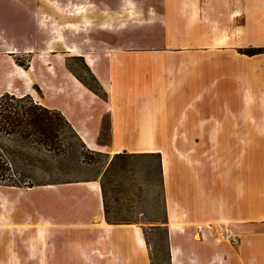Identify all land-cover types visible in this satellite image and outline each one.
Wrapping results in <instances>:
<instances>
[{
    "label": "rangeland",
    "instance_id": "rangeland-1",
    "mask_svg": "<svg viewBox=\"0 0 264 264\" xmlns=\"http://www.w3.org/2000/svg\"><path fill=\"white\" fill-rule=\"evenodd\" d=\"M248 1L0 0V94L22 97L33 89L34 103L58 100L68 110L78 103L88 119H102L99 146H86L74 129L60 125L50 149L35 135L10 132L0 113V264H173L172 245L174 264H212L210 252L230 247L224 236L234 233L236 219L264 218V87L239 80L231 92L229 77L231 57L240 63L243 53H264V47H233L245 42ZM247 36L264 42V29L250 25ZM115 49L121 57L164 62L143 107L164 108L182 86L190 94L179 105L196 109L203 99L207 105L215 99L216 110L157 112L159 136L167 139L173 129L186 142L108 150L107 110L118 100L109 101L111 82L101 81ZM69 79L91 99L67 94ZM232 95L243 114L231 112ZM199 119L205 125L200 134ZM150 147L169 158L167 175L161 154L147 152ZM92 184L103 196L101 215L92 214ZM168 215L176 217L175 229L166 225ZM101 219L114 227V239H96ZM81 230L88 232L78 239Z\"/></svg>",
    "mask_w": 264,
    "mask_h": 264
},
{
    "label": "crops",
    "instance_id": "crops-1",
    "mask_svg": "<svg viewBox=\"0 0 264 264\" xmlns=\"http://www.w3.org/2000/svg\"><path fill=\"white\" fill-rule=\"evenodd\" d=\"M250 6L247 3V11L244 18V29L246 32L245 42L242 44L233 45L234 48H248L252 46V49L255 47H264V42H258L254 40L248 39V32L250 25L253 28L261 27L264 29V0H252L248 1ZM257 7V8H254ZM257 9V10H256ZM260 11L262 13H260ZM236 14L235 16H237ZM235 27L237 28L238 19H235ZM234 28V24L231 25V29ZM116 56L114 59L108 61V73L105 78H103V85L111 82V87L113 93L110 94L109 101L118 100L117 105L108 109L107 112L111 118V132H110V142L108 146H105L108 150H112L116 145H129V144H149V145H157L158 143H181L186 142V139H183V133L179 132L178 134H174V130L172 129L170 136H165L167 139H162V136L158 134V124L156 123L158 119L157 112H184L189 113L194 110H198L199 112L205 113L206 111H215L216 110V100L213 99L212 103L208 105L205 103V99L201 104H197V108L193 109V105L187 102L186 104H180V99L182 100L185 95H189V90H183L182 86L179 90L173 91V93L166 97V105L164 108H147L142 106L143 97L149 96V94L159 85V81L157 76L159 75V69H161L159 65L164 62L160 60L159 57H141L139 55H129L121 57L119 54V50L115 49ZM237 51V50H236ZM238 54V53H237ZM245 58L238 63L237 59L234 60V57H231L229 68H230V88L231 92L234 90L237 91L239 80H259L261 81V88L264 87V53H256V54H245L243 53ZM259 54V55H258ZM260 56V57H258ZM105 63L103 62L102 65ZM17 69V68H16ZM19 71V69H17ZM20 75L29 80L28 84L31 83V79L29 75H24L23 72L19 71ZM29 73V72H28ZM71 75V74H70ZM143 76H149L150 80L143 79ZM156 77V78H155ZM149 81V82H147ZM75 82L81 83L75 79L72 81L69 79L67 82V94L69 95H78L81 94L82 99L85 101H89L91 99L92 93L86 88L78 87ZM9 87V86H8ZM40 90L43 91L42 101L48 102V95L45 92L44 87H40ZM7 91V90H6ZM79 91V92H78ZM115 91V92H114ZM5 92V91H4ZM11 93V92H9ZM3 93L0 94V96ZM18 96L16 93H11ZM30 95L35 99L33 95V89L26 91L21 96ZM237 96V95H236ZM71 101V100H70ZM220 99L218 100V102ZM123 102V103H122ZM48 108H53L59 110L62 114H64L77 133L80 140L86 145H93L94 147L99 146L100 137L102 132V119L100 117H95L93 120L88 119V115L81 110V106L78 103L72 105V109L68 110L65 105L59 103L58 100L49 103V106H46L43 103H38ZM73 104V102L71 101ZM230 103L232 106H235L236 109H231V112L235 113V116L238 114H243V111L240 110V113L237 111V97L230 98ZM210 105V107H209ZM263 113V112H262ZM104 113L102 114V117ZM146 120L147 122L142 123V121ZM155 120V122H154ZM201 120L199 119L196 127L198 128V133L200 134L202 130L200 128H205V125H201ZM132 121V123H131ZM153 121V123H152ZM130 122V123H126ZM242 128L251 127L249 125L241 126ZM205 131H203L204 133ZM264 138V136H263ZM115 145V146H114ZM103 148V147H102ZM124 148V146H123ZM122 148V150H123ZM156 148L150 147L147 149V152L160 153L161 154V170L163 175H167L169 173V158L168 161V172L164 171V158L162 150L159 152H154ZM117 150L116 152H118ZM167 156V155H166ZM81 184V183H79ZM90 184V183H88ZM93 185V184H92ZM82 188V187H79ZM89 197L93 203V212L92 214L98 213L101 215L104 208V200L103 196L100 192L99 187L93 185H87ZM169 199L166 197V204L168 206ZM97 209V211H96ZM168 222L167 226L169 230H172L171 224H176V217L169 216L167 217ZM104 220V217H103ZM102 219L99 222L100 229L98 231L96 239H107L112 237L115 232L114 227L107 222L102 223ZM78 227V224H75ZM92 225V224H91ZM74 226V223H71V227ZM93 226L94 222H93ZM103 228V229H102ZM175 229V227H174ZM137 229L133 230L134 241H137ZM141 231V230H140ZM234 233H230L233 237L239 238V243L237 245H233L229 243L230 247L228 248H219L212 252H210L209 256L213 258L212 264H264V218L262 219H245L239 221L235 220V228ZM88 231H76L78 235V239H83V235L87 234ZM142 232V231H141ZM172 235L175 233L171 232ZM143 240L145 241L143 233H141ZM87 236V235H86ZM206 236V234H205ZM115 238V235L113 236ZM112 237V238H113ZM113 238V239H114ZM139 238V237H138ZM228 243V242H227ZM172 245V262L174 264L175 258H177L178 251L175 253L173 251ZM146 247V242H145ZM142 248V247H141ZM178 262V261H177Z\"/></svg>",
    "mask_w": 264,
    "mask_h": 264
},
{
    "label": "trees",
    "instance_id": "trees-1",
    "mask_svg": "<svg viewBox=\"0 0 264 264\" xmlns=\"http://www.w3.org/2000/svg\"><path fill=\"white\" fill-rule=\"evenodd\" d=\"M31 98L28 94L18 97L9 92L4 93L0 96V109L3 108L0 113L4 112L3 119L11 126L10 132L20 129L22 137L35 135L42 145L55 149L60 125L69 131H73V127L59 110L34 103ZM19 102L23 103L20 108L17 107ZM152 154L160 158V153ZM4 170V165H0V171Z\"/></svg>",
    "mask_w": 264,
    "mask_h": 264
},
{
    "label": "bare ground",
    "instance_id": "bare-ground-1",
    "mask_svg": "<svg viewBox=\"0 0 264 264\" xmlns=\"http://www.w3.org/2000/svg\"><path fill=\"white\" fill-rule=\"evenodd\" d=\"M221 43H225V39H222ZM68 51L69 52H73V49L69 47ZM152 151L159 152L160 150L159 149H155V150H152ZM118 152H121V151H118ZM164 171H168V161H167V157L166 156L164 158ZM172 227H174V225ZM218 242H220V241H218ZM173 251L174 252L176 251V247H174V246H173Z\"/></svg>",
    "mask_w": 264,
    "mask_h": 264
},
{
    "label": "built area",
    "instance_id": "built-area-1",
    "mask_svg": "<svg viewBox=\"0 0 264 264\" xmlns=\"http://www.w3.org/2000/svg\"><path fill=\"white\" fill-rule=\"evenodd\" d=\"M224 241L225 242H228V243H236L237 242V239H236V237H233L230 234H226L224 236Z\"/></svg>",
    "mask_w": 264,
    "mask_h": 264
}]
</instances>
